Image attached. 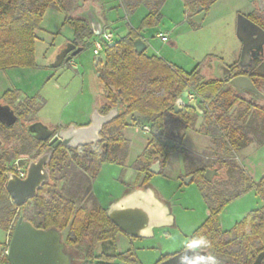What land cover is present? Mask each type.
I'll return each mask as SVG.
<instances>
[{"label": "rangeland", "instance_id": "obj_1", "mask_svg": "<svg viewBox=\"0 0 264 264\" xmlns=\"http://www.w3.org/2000/svg\"><path fill=\"white\" fill-rule=\"evenodd\" d=\"M160 1L132 0L137 5L129 12L125 8V0H60L64 10L46 9L39 27L35 30L34 65L0 69V96L7 89L15 88L21 104L19 108L31 104L30 108L38 110V115L43 121L58 128L69 124H85L90 119L99 95L95 60L96 57H100L103 62V53L100 51L99 55L94 54L93 44L94 39H98L100 35L96 37L93 33L92 43L82 46L83 49L69 62L58 67L50 66V60H53L66 43H74V30L64 19L82 17L87 19L91 30L96 28L103 32L109 28L116 37H119L126 34L130 27H140L142 19L149 12V7ZM230 11L222 1L210 8L200 27H194L185 20L182 0H163L158 23L141 30V36L147 44L145 52L162 57L186 71L198 65L203 76L209 77L214 68L208 57H219L228 63L233 58L235 40L230 27ZM159 32L168 35L167 42L164 43L157 37L156 34ZM215 75L223 81L221 91L227 86V77H219L218 72ZM186 91L189 95L184 97L183 101L196 100L198 110H194L200 116L187 109L182 110V116L168 113L165 129L167 142L181 143L188 150V158L193 160L191 168L219 166L221 178L218 181L215 179L216 174L212 176L210 192L242 190L245 184L258 182L264 176V113L256 111L252 114L245 125L244 140L247 143L234 151L226 134L230 128L237 125V115L243 107L237 106L229 112H224V99L220 93L215 97L214 105L208 103L199 105V99L195 94L190 93L189 89ZM260 94L261 97L256 99L255 103L264 106V84ZM242 97L249 98L250 94L242 92ZM203 109H206L213 118L224 113V122L218 123L214 118L209 126L201 116ZM189 118L190 121L195 119L192 128H186ZM128 122V127L122 131L127 140L126 162L123 165L103 163L92 184L94 193L104 208H108L111 202L122 197L125 191L140 188L144 177V173L139 171L134 163L149 141L150 135L144 134L133 120ZM207 128L213 132L208 133ZM214 158H233L232 162L237 169L231 166L226 168ZM68 160L67 154L65 162ZM158 168L161 172L160 164ZM63 169L66 171V167ZM186 169L182 154L173 152L169 155L162 172L153 173L147 180L148 187L153 188L157 197L169 206L174 223L172 226L155 228L153 236L148 238H135L125 234L131 242L130 248H133L135 256L142 264H153L161 256L181 249L188 240L185 238L187 234L194 231L206 216L208 209L201 185L197 180L189 181L187 184L183 181L187 176ZM61 174L63 171L56 173L58 178H61ZM81 175L82 171L75 167L68 177L60 179L58 186L61 193L70 192L69 180L73 177L79 178ZM87 188L90 189L91 186L87 183L81 185L75 196L77 206L85 204L86 207H91V194L86 193ZM262 205L261 197L254 188H250L228 202L220 212V217L231 229L247 213L261 208ZM17 211L22 219L34 218L32 201ZM66 232L67 230H64L61 233L63 239ZM7 244L6 233L0 228V253L8 246ZM78 250L76 261L83 264L84 252L81 248ZM112 250L109 248L106 251Z\"/></svg>", "mask_w": 264, "mask_h": 264}, {"label": "trees", "instance_id": "obj_2", "mask_svg": "<svg viewBox=\"0 0 264 264\" xmlns=\"http://www.w3.org/2000/svg\"><path fill=\"white\" fill-rule=\"evenodd\" d=\"M125 1V8L129 12L133 11L137 3L132 0ZM162 1L154 2L149 7V12L142 19L140 27H130L126 34L116 37L111 43H104L103 62L100 57L95 60L99 84L96 102L100 113L106 114L113 107H117L118 113L102 127L101 138L96 143L75 149L66 150L63 146L54 149L49 162L50 179L41 185L31 200L34 218L27 217L25 220L38 229L53 228L60 233L67 230L64 243L68 249L76 253H79L78 248L83 250L85 258L83 264H141L133 248L115 255L108 254L106 250L100 255H95L99 243H113L116 235L123 232L107 217L106 208L92 195L91 188H87L86 191L91 194V207L88 208L85 204L77 206L75 201L81 185L87 183L91 186L103 163L123 165L126 162L127 140L122 131L128 127V121L133 120L141 129L144 125L151 128L150 139L134 163V166L144 173L140 188L149 186L147 180L153 174L148 170L151 164L159 161L162 172L169 155L173 152L182 154L187 165V176H191V181L197 180L201 185L208 215L188 237L185 247L209 251L216 264H252L256 256L264 251V176L258 182L245 184L242 190L210 192L211 180L204 178V172L209 167L191 168L193 160L188 158V150L181 143L169 144L165 129L167 115L170 112L182 116V110L187 109L200 116L187 105L182 106L180 112L175 110L174 104L183 91L189 89L190 93H194L199 99V105L205 103L214 105V99L220 93L224 99V112H229L237 106L243 107L237 115V125L230 128L226 134L232 150H238L247 143L244 140L245 125L252 114L256 111L264 113V106L255 103L261 94L251 93L249 98H243L242 93L231 85L220 91L223 81L212 75L205 78L198 65L186 71L162 57L147 54L145 51L138 52L134 40L142 37L141 30L158 23ZM48 8L64 10V5L60 0H0V69L34 65L35 30ZM64 20L74 30L75 44L84 46L87 42L92 43L93 32L87 19L66 17ZM231 67L234 68L235 65ZM236 74H248L260 92L264 84V63L251 70L237 69ZM4 96L9 97L12 102L16 92L8 90ZM201 116L209 126L214 118L218 123L224 122V113L213 118L206 109H203ZM194 120L190 121L189 118L186 128H192ZM207 129L208 133L213 132ZM67 154L69 160L65 162ZM7 159L0 153V227L8 229L11 236L19 216L18 208L10 200L5 189L7 174L12 170L11 165L6 164ZM232 159L219 158L218 163L224 167L231 166L237 169ZM63 167H66V171ZM75 167L82 171V175L69 180L70 192L61 193V189H57V184L60 179L68 177ZM211 169L216 170L215 179L219 181L221 178L219 166ZM58 171H63L61 178L56 175ZM242 173L241 170L240 174ZM250 188H254L261 197L262 207L251 210L231 229L223 230L219 221L223 207ZM130 190L132 189L128 191ZM7 247L3 250L6 251ZM169 255L173 254L161 256L155 264ZM262 263L264 264V258ZM0 264H10L5 253L0 255Z\"/></svg>", "mask_w": 264, "mask_h": 264}, {"label": "water", "instance_id": "obj_3", "mask_svg": "<svg viewBox=\"0 0 264 264\" xmlns=\"http://www.w3.org/2000/svg\"><path fill=\"white\" fill-rule=\"evenodd\" d=\"M95 34L98 35V33ZM251 35L264 36V31L257 24L244 20L239 15L236 24V36L243 45L241 61L248 57L245 37L249 38ZM86 45H89V42ZM134 46L138 52L146 50V43L142 37L134 40ZM82 49V46H76L73 42L66 43L50 66L58 67L69 62ZM98 58L96 57V59ZM245 67L243 66V68ZM216 70L221 78L230 75L229 68L221 63L216 66ZM229 83L239 92L248 90L260 94L246 75L234 76L229 80ZM187 96L188 92L183 91L176 100L174 104L176 111H179L184 104L189 108L198 110L196 100L188 103L183 101V98ZM117 113V107H113L106 114H101L98 108H94L87 125H69L60 131L59 139L53 146L61 142L65 147L76 148L81 145L96 143L101 138L102 127L110 122ZM12 122L14 119L9 123ZM54 130L42 122L34 123L29 128L37 140H46L54 133ZM49 159L50 152L31 161L24 179L18 178L15 174L8 175L5 188L17 206H21L28 199L33 198L38 188L49 181V170L45 167ZM158 166L159 163L155 162L148 170L152 173H158ZM215 174H217L215 169L207 168L204 172V178L210 181ZM190 180L191 176L183 178L186 184ZM106 215L124 234L135 238L152 237L155 228L172 226L174 223V216L171 214L169 206L161 201L150 187L135 188L111 202L106 208ZM60 239L61 233L58 230L35 228L29 221L20 216L13 228L5 254L10 264H72L70 255L63 252L64 244ZM263 258L264 251L256 256L252 264H263Z\"/></svg>", "mask_w": 264, "mask_h": 264}, {"label": "flooded vegetation", "instance_id": "obj_4", "mask_svg": "<svg viewBox=\"0 0 264 264\" xmlns=\"http://www.w3.org/2000/svg\"><path fill=\"white\" fill-rule=\"evenodd\" d=\"M218 1L219 0H182V3H183V7H184L185 20L188 23L193 24L194 27H200L201 26L205 17L208 14L210 8L213 5H219V3H221L223 1V4L231 10L230 11V13H231V20H230L231 21L230 22L231 29L233 30L234 40L237 42L238 48H239L236 58L233 61L231 60V62L228 63L222 58L215 59L212 57H208V55H207V57H208V61L211 62L212 67L214 68L213 73H211L212 75L217 74V72H215V71H217L215 68L220 63L225 64L229 68L230 75H229V77H227L226 83H227V85L232 86V84L229 83V80L231 78H233L234 76H237V75L248 76V74H236L237 69H241V70H245V71L251 70V69H255V68L260 67L264 63V41H263L264 36L251 35L249 38L245 37L246 44L248 47V57L243 59L242 61L240 60V58H241V50H242L243 45H242L241 41L236 36V24H237V19H238L239 15H241L244 20L251 21V22L257 24L264 31V0H221L220 2H218ZM261 41H262V43L260 44ZM76 46H78V45L76 44ZM60 50L57 52V54L60 52ZM57 54L54 56L53 60L52 59L50 60L51 61L50 64L55 60ZM232 65H235V67L232 68L231 67ZM243 66H246V67L243 68ZM235 69H236V71H235ZM215 77H217V76L215 75ZM8 90H12V91L17 92V89H15V88L14 89H7L6 91H8ZM6 91H4L2 93V95L0 96V153L3 156H5L6 158H8L6 161V164H8V163L10 165L17 164L19 167H21L24 170V174L22 176H18L9 168L8 170H10V172H8L7 178H8L9 174H15L18 178L24 179L26 177L27 167L31 161L37 159L42 154L48 153V152H50V159H51V156H52L54 149L59 147V146H63V148H65L66 150L67 149H75V148L65 147L61 142L59 144H57L56 146H53V144L55 142H57V140L59 139L60 131L66 129L71 124H69L63 128H58L57 126H55L53 124H50V123L43 121L38 115V110L29 108V107H31V104H29V106H26V107L24 106L22 109H20L19 107L21 104H20L17 96L12 100V102H10L9 97L5 98L4 94ZM242 92H247L248 94L253 93V92L248 91V90H244ZM188 95H189V93H188ZM15 100H16V102H15ZM185 103H188V102H185ZM184 105H186V104H184ZM94 108H98V111L100 113V110H99V107H98L96 101H95L93 109ZM13 119H14V122L9 123ZM37 122H42V123L46 124L47 127L50 129L54 128L55 129L54 133L49 138H47L46 140H37L34 137L33 133L29 131L30 126L34 123H37ZM89 122H90V119L85 124H82V125H87ZM74 125H76V124H74ZM82 125H76V126H82ZM145 134L146 135L151 134V128L150 127H149V131ZM50 159L45 164V167H47L48 170H49ZM11 160H12V162H9ZM156 162L159 163V161H156ZM49 176H50V172H49ZM186 177H188V176H186ZM93 181L91 183V193L97 199V197L94 193V190H93V186H92ZM6 182H7V179H6ZM6 182H5V186H6ZM58 188H60V186H58V184H57V189ZM132 190H130V191H132ZM130 191H128V190L125 191L123 195L127 194ZM8 196H9V194H8ZM9 198H10V196H9ZM10 200L14 203V201L11 198H10ZM31 200H32V198L28 199L21 206H17L15 203L14 204H15L16 208H22L25 204H27ZM97 201L99 202L98 199H97ZM0 228L5 231L6 240L9 242L10 237H11V236H9V230L4 229L2 227H0ZM62 239L63 238L61 236L60 241L64 244L63 252L65 254L70 255L71 263L72 264H82V263H77V261H76L77 260L76 259L77 253L69 250L64 243V239L63 240ZM102 244L103 243H99L97 245L95 255H100L105 251L104 248L102 247L103 246ZM5 252L6 251L3 250L0 253V255H2ZM108 254L115 255V254H117V252L115 250H112L111 252H108ZM173 255H177V253H174Z\"/></svg>", "mask_w": 264, "mask_h": 264}, {"label": "crops", "instance_id": "obj_5", "mask_svg": "<svg viewBox=\"0 0 264 264\" xmlns=\"http://www.w3.org/2000/svg\"><path fill=\"white\" fill-rule=\"evenodd\" d=\"M105 31H111V30L109 28H107ZM92 32L95 34V33L102 32V30H98V29L94 28L92 30ZM232 34H233V30H232ZM113 35H114V37H116V35L114 33H113ZM142 38L144 39V37H142ZM95 40L96 39H94V41ZM233 43H234L235 46L233 47V58H232V60H234L236 58L237 53H238V50H239L237 42L234 41ZM146 48H147V44H146ZM215 59H219V57H215ZM207 215H208V210H207L206 216L204 217L203 221L205 220V218L207 217ZM219 221H220V226H221V228L223 230H229L230 229V227H228L227 225H225V223L221 219L220 215H219ZM192 233H193V231L192 232L190 231L185 238L188 239V237ZM186 244H187V242L184 243V245H183V247H181V249L169 253V254L177 253V255H169L168 257H166V258L162 259L161 261H159L157 264H211V258L212 257H211V253L209 251H207V250H191V249H187L185 247ZM102 245H103L102 247L104 249H106V250L109 249V248L110 249L112 248L117 253H121V252H124V251H126V250H128L130 248L131 242H130V240L128 239V237L125 234L118 233L116 235L113 243H103ZM156 261L153 264H155Z\"/></svg>", "mask_w": 264, "mask_h": 264}, {"label": "built area", "instance_id": "obj_6", "mask_svg": "<svg viewBox=\"0 0 264 264\" xmlns=\"http://www.w3.org/2000/svg\"><path fill=\"white\" fill-rule=\"evenodd\" d=\"M98 34L100 35V37L96 39L93 44V53L97 55L100 53V51L103 50L104 43H111L114 39V35L111 31H103V32H99ZM156 35L161 39L162 42L165 43L168 41L167 34L159 32ZM190 97L192 98L193 95L191 94ZM141 130L145 134L149 131V126L144 125ZM11 168L12 171L18 176H22L24 174V170L21 167H19L17 164H12Z\"/></svg>", "mask_w": 264, "mask_h": 264}, {"label": "clouds", "instance_id": "obj_7", "mask_svg": "<svg viewBox=\"0 0 264 264\" xmlns=\"http://www.w3.org/2000/svg\"><path fill=\"white\" fill-rule=\"evenodd\" d=\"M211 264H216L215 258H211Z\"/></svg>", "mask_w": 264, "mask_h": 264}]
</instances>
